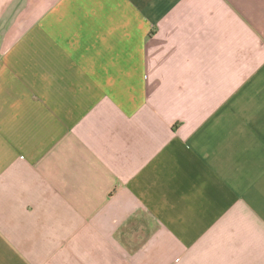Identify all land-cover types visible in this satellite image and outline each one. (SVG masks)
<instances>
[{"label": "crops", "instance_id": "obj_1", "mask_svg": "<svg viewBox=\"0 0 264 264\" xmlns=\"http://www.w3.org/2000/svg\"><path fill=\"white\" fill-rule=\"evenodd\" d=\"M0 264H264V0H0Z\"/></svg>", "mask_w": 264, "mask_h": 264}]
</instances>
